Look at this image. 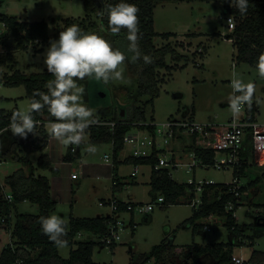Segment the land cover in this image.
<instances>
[{
  "label": "rangeland",
  "instance_id": "rangeland-1",
  "mask_svg": "<svg viewBox=\"0 0 264 264\" xmlns=\"http://www.w3.org/2000/svg\"><path fill=\"white\" fill-rule=\"evenodd\" d=\"M0 14L16 17L31 23L45 21L48 24L47 43L35 42L27 50H5L0 46V110L13 113L17 110L27 111L30 100L26 96L25 87H7L3 79L15 70L26 75L47 73L44 64L46 50L51 41L59 39L60 30L64 28L66 19H79L86 16L83 0H0ZM229 15L224 13L223 5L212 2H195L167 4L159 6L154 13V31L157 35L174 33L177 37L170 38L180 54L188 57L174 62L170 57L167 62L171 69L160 70L165 82L161 85L160 96L153 104H147L148 96H138L137 83L128 74L127 67L121 65L122 78L110 79L107 83L92 78L77 81L84 89L81 103L93 112L92 122L111 120L122 110L131 115V107H143L146 111L147 124H154L155 134L135 126L128 135L140 138H155L160 145L159 158L167 161L173 158L181 165L171 172L172 179L178 183L205 181L216 184H230L235 175L232 169L217 170L197 167L188 173L187 163L193 161V137L182 132L177 133L173 141L165 139L164 123L169 121L189 122L193 120L200 125L221 127L226 125L233 116L229 98L233 95L232 81L240 79L245 84L253 83L255 92L253 103L257 109V123L264 128V78L259 76L257 66L237 65L233 62L235 49L231 41L219 37V33L230 34L235 22L230 25ZM157 47L168 42L159 36L154 37ZM201 51V52H200ZM204 56V57H203ZM102 94L104 96H102ZM125 107V108H124ZM124 115V116H125ZM241 112L238 119L244 118ZM49 121V120H48ZM7 129V128H6ZM0 132V185L5 186L6 178L20 169L26 175L44 176L51 185L50 196L56 203L51 215L55 214L66 220L71 218H104L114 216L123 224L118 241L112 249L108 244L95 247L93 261L97 264H134L140 256L150 253L152 249L163 243L176 246H207L213 244H232L234 233L225 225L226 217L211 216L202 218L192 224L193 206L179 202L176 205L158 204L149 213L143 209L149 203H157L151 193V167L140 166L138 175L133 176L134 165L124 163L133 154L134 147L126 145L115 156L112 144H92L89 136L84 135L79 153L70 152L71 145H64L48 133V145L43 151L26 154L18 153L23 162L11 161L4 153L11 149L18 136L11 130ZM127 135V136H128ZM167 140V141H166ZM11 143V144H10ZM128 144V143H127ZM89 145H95L97 151L90 153ZM6 147V148H5ZM142 155H150L152 148L142 149ZM47 155L51 167L42 170L37 166L40 157ZM109 156L106 161L105 157ZM115 161H117L116 168ZM250 163V162H249ZM114 171L120 189L114 187ZM76 174L79 179H72ZM240 186L246 189L240 199L241 205L235 210L236 225L240 231L241 246L233 248L234 256L241 257L250 264L255 252L264 254V225L259 226V219L264 220V167L253 163L247 168L246 175L239 177ZM1 188V187H0ZM4 198L9 193L7 188L0 189ZM132 203L139 207L135 215L131 212L113 213L110 205L100 203L109 200ZM196 194L195 201H199ZM39 206L31 201L15 204L11 211L12 225L18 215H37ZM134 218L136 229L130 224ZM210 228V231L205 229ZM134 232V233H133ZM101 240L96 235L85 233L77 241ZM14 242L11 231L0 221V257L3 250ZM77 245L59 247L62 259H69ZM147 264H154L149 261ZM258 264H264L260 262Z\"/></svg>",
  "mask_w": 264,
  "mask_h": 264
},
{
  "label": "trees",
  "instance_id": "trees-1",
  "mask_svg": "<svg viewBox=\"0 0 264 264\" xmlns=\"http://www.w3.org/2000/svg\"><path fill=\"white\" fill-rule=\"evenodd\" d=\"M86 16L79 19H66L64 21L65 30L70 25H78L82 31L96 33L106 39L114 49H119L124 53L127 59L124 62L128 74L137 83L138 96H148L147 104H153L155 99L160 96L161 85L165 79L161 76L160 70L171 69L168 65L170 57L174 62H180L183 59L189 61L177 50V47L170 42V38L177 37L174 33H164L157 35L154 31V13L159 6L167 4H182L217 2L223 5L224 13L233 17L235 27L232 32L226 35V39L232 40L235 54L233 62L237 65L245 64L252 67L257 66L258 57L264 53V0H248L249 7L246 14L242 15L235 5H231V0H123V2L134 4L138 9L139 20V49L143 55L152 58V63L145 64L141 58L137 62L131 61V53L128 52L129 41L127 39V30L122 29L119 34H113L109 27L107 7L115 5L121 0H83ZM1 20L7 25V32L0 37V46L5 50H27L29 45L35 42H49L48 24L45 21L31 23L21 21L16 17L0 16ZM159 36L168 43L157 47L154 37ZM221 36V33H219ZM201 52V51H200ZM204 57V56H203ZM55 77L47 73L26 75L20 70H15L13 74L6 75L3 79L7 87L24 86L26 96L30 102L33 98L39 99V93H47L46 87L48 81ZM125 108V107H124ZM13 113H7L0 110V132L9 127L10 118ZM35 120H55L50 116L45 108L41 112L32 113ZM250 121L257 120V109L255 104L249 107ZM193 121V120H190ZM114 123V126H112ZM135 126H141L150 133L155 134L156 126L147 124L146 111L143 107H131V115L127 113L122 116L121 112L111 120H101L92 122L86 129L85 135L89 136L92 144H112L115 156H119L125 146V138ZM48 132L43 128L35 129V134L29 133L27 138L18 136L17 141H13L11 149L4 153V156L11 161L20 163H30L29 160L22 159L18 151L22 150L26 154H32L43 151L47 145L46 138ZM193 136V151L197 158L205 164L212 165L215 159L213 150H206L195 145ZM83 143V142H82ZM11 144V143H10ZM81 145V144H80ZM80 145L78 151L80 150ZM6 148V147H5ZM79 153V152H77ZM159 151L154 149L152 155L146 158L128 157L124 163L134 166H152L151 171V193L154 197L161 195L164 203L167 205H176L179 202L192 204L195 197L196 189L187 183H178L172 179L169 169H156L159 163ZM115 167L118 164L115 161ZM52 163L49 156L44 155L39 158L37 166L46 170L51 167ZM250 163L247 161L235 170L234 179L246 175ZM113 183L116 189L121 188L117 182L114 171ZM5 187L13 196V201L9 202L0 194V221L11 231L14 242L6 247L0 257V264H97L93 261L95 247L103 243V239L108 233L109 226L115 221V217L104 218H71L67 223V245H77L72 250L69 259H62L59 255V247L52 242L41 229L39 223L41 217H48L55 208L56 203L50 196L51 186L48 178L44 176L26 175L24 169H20L13 175L6 178ZM1 189V188H0ZM246 192L241 187L235 192V185L230 184H209L204 186L201 194V203L194 206V212L190 222L195 224L202 218L211 216L226 217L225 225L234 233L232 244H213L207 246H176L174 244L163 243L155 246L150 253L142 254L139 260L134 264H147L154 261V264H234L233 248L241 246L240 231L236 225L235 210L241 205L242 194ZM238 193V194H237ZM158 199V198H157ZM31 201L39 206L37 215H18L15 225H12L11 211L15 204ZM122 202V201H121ZM233 204V208H230ZM126 209L125 204L121 203L120 210ZM116 214V213H114ZM261 221H264L261 219ZM206 227V226H205ZM206 229V228H205ZM85 233L96 235L101 240L100 243L89 240L80 242L77 238ZM134 233V232H133ZM116 244L110 245L113 249ZM252 261L255 264L264 262V254L255 252L252 255ZM250 264V262H248Z\"/></svg>",
  "mask_w": 264,
  "mask_h": 264
},
{
  "label": "clouds",
  "instance_id": "clouds-1",
  "mask_svg": "<svg viewBox=\"0 0 264 264\" xmlns=\"http://www.w3.org/2000/svg\"><path fill=\"white\" fill-rule=\"evenodd\" d=\"M238 11L244 15L248 11V0H231ZM139 9L131 3L121 0L120 3L108 5L107 15L111 32L119 34L122 29L127 30L129 41L128 52L131 61L137 62L141 58L145 64L152 63V58L140 52L138 41ZM127 59L126 55L96 33L84 32L78 25H70L59 33V39L50 42L46 50L44 64L47 71L55 79L48 81L47 93H39V99L33 98L27 111L13 112L9 127L12 134L27 138L29 133L35 134L37 121L32 113L41 112L47 108L50 116L55 118L51 123L49 134L64 145H79L86 129L92 123L93 112L81 103L84 89L77 81L86 77L107 83L110 79L122 78L121 65ZM257 70L259 76L264 78V53L258 57ZM233 95L229 98L230 110L238 116L247 105L251 107L255 85L245 84L240 79L232 81ZM235 93H239L236 95ZM95 153V145L87 149ZM41 229L57 247H66L67 222L65 219L53 214L41 217Z\"/></svg>",
  "mask_w": 264,
  "mask_h": 264
},
{
  "label": "built area",
  "instance_id": "built-area-1",
  "mask_svg": "<svg viewBox=\"0 0 264 264\" xmlns=\"http://www.w3.org/2000/svg\"><path fill=\"white\" fill-rule=\"evenodd\" d=\"M2 14H0L1 16ZM228 23L232 25L235 20L233 17H228ZM7 32V25L0 18V37L4 36ZM233 92V89H232ZM239 95V93H235ZM252 104L253 101H252ZM244 118L238 119L237 116H232L230 121L221 127H213L209 125H200L194 121L189 122H177L169 121L163 124V127L166 128V132L163 133L165 139L172 140L176 137L177 133H183L195 138V145L206 150H213L215 152V159L212 165L205 164L202 160L196 157L194 151L191 152L193 161L187 163L185 166L188 168L187 172H194L197 167H202L205 169L215 168L217 170H229L232 169L234 172L247 161L253 163L259 167H264V128L260 126L256 121H250L249 117V107L244 106L243 111ZM37 129L43 127L48 133L50 132L51 123L53 121L48 120H36ZM114 126V123H112ZM157 130V129H156ZM161 132L160 129L157 130ZM50 135V134H49ZM167 141V140H166ZM83 142V141H82ZM81 142V143H82ZM80 143V144H81ZM126 145H132L134 147L133 154L130 157L133 158H146L150 155H142V149L150 146L152 152L154 149L160 151L159 144L156 142L155 138H140L138 135H128L125 138ZM128 143V144H127ZM79 144V145H80ZM79 145H71L70 152L76 154L78 152ZM160 154V152H159ZM159 157V155H158ZM106 161L109 160V156L105 157ZM2 161L0 160V166ZM181 164L176 161L174 158L170 161L159 158V163L156 165V169H169L171 171L176 170ZM151 171H152V166ZM140 171V166L134 167L133 176L138 175ZM72 179H79L76 174L72 175ZM235 185V192H237L242 186L239 184L238 179H234L232 182ZM189 185H192L196 189V194H200L199 201H195L196 194L192 200V206H198L201 201V194L204 186L209 184H215L213 182L199 181L196 182L194 179L188 181ZM2 191L6 188L3 185H0ZM238 194V193H237ZM5 199L9 202L13 201V196L11 193H8L5 196ZM121 202L119 200H109L107 202L100 203L101 206L110 205L112 207L113 213H117L120 210ZM164 203L163 197H158L157 203H149L144 209V213H149L155 209V206L158 204ZM126 209L123 212H131L132 216L135 215L136 211L139 210V207L132 203H124ZM230 208H233V204H230ZM121 213V212H120ZM122 222L115 219L113 223L110 224L108 233L102 240L103 243L108 245L116 244L121 240L119 231L122 229ZM130 224L133 227V230L136 229V224L134 223V218L131 219ZM206 230L210 231L209 227H205ZM232 261L234 264H248L246 260L241 257L233 256Z\"/></svg>",
  "mask_w": 264,
  "mask_h": 264
},
{
  "label": "water",
  "instance_id": "water-1",
  "mask_svg": "<svg viewBox=\"0 0 264 264\" xmlns=\"http://www.w3.org/2000/svg\"><path fill=\"white\" fill-rule=\"evenodd\" d=\"M102 96H104V95L102 94ZM121 114H122V116L125 115V113H124L123 110L121 111ZM258 225H259V226H263V225H264V221H261V219H259V221H258Z\"/></svg>",
  "mask_w": 264,
  "mask_h": 264
},
{
  "label": "crops",
  "instance_id": "crops-1",
  "mask_svg": "<svg viewBox=\"0 0 264 264\" xmlns=\"http://www.w3.org/2000/svg\"><path fill=\"white\" fill-rule=\"evenodd\" d=\"M232 30H233V29H230V32H232ZM219 37H221V38H222V37L226 38L225 33H222L221 36H219ZM227 40H228V39H227ZM229 41H231V43L233 44L232 40H229ZM74 180H77V179H74ZM50 186H51V185H50Z\"/></svg>",
  "mask_w": 264,
  "mask_h": 264
},
{
  "label": "bare ground",
  "instance_id": "bare-ground-1",
  "mask_svg": "<svg viewBox=\"0 0 264 264\" xmlns=\"http://www.w3.org/2000/svg\"><path fill=\"white\" fill-rule=\"evenodd\" d=\"M82 144V143H81ZM79 152V151H78Z\"/></svg>",
  "mask_w": 264,
  "mask_h": 264
}]
</instances>
